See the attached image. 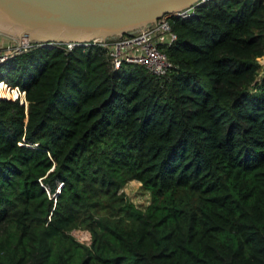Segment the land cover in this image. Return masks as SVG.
Wrapping results in <instances>:
<instances>
[{
	"label": "trees",
	"instance_id": "trees-1",
	"mask_svg": "<svg viewBox=\"0 0 264 264\" xmlns=\"http://www.w3.org/2000/svg\"><path fill=\"white\" fill-rule=\"evenodd\" d=\"M193 12L164 77L97 45L0 66L29 101L0 100V264H264V0Z\"/></svg>",
	"mask_w": 264,
	"mask_h": 264
},
{
	"label": "water",
	"instance_id": "water-1",
	"mask_svg": "<svg viewBox=\"0 0 264 264\" xmlns=\"http://www.w3.org/2000/svg\"><path fill=\"white\" fill-rule=\"evenodd\" d=\"M206 0H0V34L33 43L120 37Z\"/></svg>",
	"mask_w": 264,
	"mask_h": 264
},
{
	"label": "built area",
	"instance_id": "built-area-1",
	"mask_svg": "<svg viewBox=\"0 0 264 264\" xmlns=\"http://www.w3.org/2000/svg\"><path fill=\"white\" fill-rule=\"evenodd\" d=\"M193 13L192 8L176 14V16L187 17ZM168 16L170 15H163L154 24L120 37L107 38L105 40L96 39L83 44L51 43L44 45L33 43L27 38L17 40L0 34V66L10 58L30 51L36 46L50 49L61 47L64 51H70L74 47L86 49L97 45L103 48L113 70L119 69L125 63L136 64L142 66L152 75L164 77L167 76L172 64L161 47L170 45L176 38L169 27ZM260 60L263 62L261 63ZM256 61L259 65H264V50L262 55L256 58ZM0 100L18 102L26 108L29 105L27 91L6 79H0Z\"/></svg>",
	"mask_w": 264,
	"mask_h": 264
},
{
	"label": "rangeland",
	"instance_id": "rangeland-1",
	"mask_svg": "<svg viewBox=\"0 0 264 264\" xmlns=\"http://www.w3.org/2000/svg\"><path fill=\"white\" fill-rule=\"evenodd\" d=\"M260 62L263 61L260 60ZM260 73L264 74V65H260ZM123 191L135 205L144 206L147 203V194L141 191L137 182H130L124 187Z\"/></svg>",
	"mask_w": 264,
	"mask_h": 264
}]
</instances>
